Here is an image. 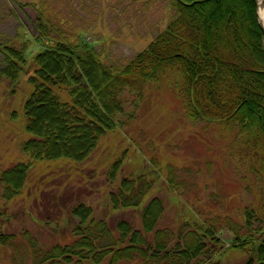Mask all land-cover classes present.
<instances>
[{"label": "trees", "instance_id": "trees-1", "mask_svg": "<svg viewBox=\"0 0 264 264\" xmlns=\"http://www.w3.org/2000/svg\"><path fill=\"white\" fill-rule=\"evenodd\" d=\"M30 6L36 12L34 36L18 33L0 43V85L27 82L30 89L16 108H0V140L8 130L14 144V149L3 145L8 156L0 159L4 207L23 195L41 164L66 160L79 166L89 159L105 136L123 128L116 115L122 110L120 98L163 82L191 119L229 127L240 137L259 198L244 212L243 223L223 222L234 236L232 247L245 239L242 246L251 248L248 264H264V38L256 0H171L175 13L165 30L125 63L84 42L88 27L70 0H36ZM120 163L109 169V181ZM154 178L158 173L124 177L108 195L112 211L143 207L142 231L127 221L111 226L105 218L97 220L80 203L63 222L59 216L46 219L54 224L50 232L69 231L71 242L43 248L30 241L32 264H206L201 256L217 255L221 240L208 237L213 249H206L197 231L183 235L182 228L172 244L171 233L156 229L162 202L143 206ZM168 179L172 191L180 186ZM8 223L6 208L0 207V246L24 258L23 242L5 232ZM57 226H64L61 233ZM196 226L203 224L191 228Z\"/></svg>", "mask_w": 264, "mask_h": 264}, {"label": "rangeland", "instance_id": "rangeland-1", "mask_svg": "<svg viewBox=\"0 0 264 264\" xmlns=\"http://www.w3.org/2000/svg\"><path fill=\"white\" fill-rule=\"evenodd\" d=\"M34 1L0 0V43L14 39L18 33L26 39L34 36L36 12L30 6ZM70 4L88 27L82 36L84 42L101 55L121 63L143 51L165 30L175 13L171 0H70ZM156 83L153 81L144 91L135 90L133 94L129 91L120 98L122 110L116 115L123 128L105 136L89 159L79 166L66 160L41 164L40 170L28 178L29 184L22 196L5 207L0 200V207L6 208L9 219L5 232L19 237L25 251V257L21 258L8 247L0 246V264H32L34 250L28 246L30 241L43 248L58 242L61 245L70 243L69 231L58 235L50 232L48 228L54 224L46 223V219L59 216L57 218L63 222L80 203L90 208L92 217L97 220L105 218L111 226L127 221L133 229L142 231L143 207L141 210L112 211L108 195L117 189L124 177L137 173L150 175L155 170L159 178L151 183L149 198L143 206L154 199L162 202L156 229L171 233L172 244L176 243L182 228L183 235H194L197 231L206 249H213V240L208 237L214 235L221 240L217 255L201 256L202 261L206 264H248L253 257L251 248L242 246L245 239L232 247L234 236L223 222L230 218L233 223H243L244 212L259 198V189L248 168L249 156L240 151V137L236 138L229 127L223 130L191 119L185 108L167 94L163 82ZM16 86L17 92L12 93ZM28 90L27 82L13 87L3 83L0 85V108L10 105L16 108L23 103ZM4 131L0 159L8 156L4 144L14 149L12 134ZM125 150L128 153H124ZM117 161L121 163L111 182L108 172ZM50 168L47 175H42ZM168 178L180 184L177 189L172 187L175 193L168 190ZM61 195H65L62 200L59 199ZM76 215L78 220L81 216ZM196 224L203 226L191 228ZM63 227L57 226L56 232L61 233Z\"/></svg>", "mask_w": 264, "mask_h": 264}, {"label": "bare ground", "instance_id": "bare-ground-1", "mask_svg": "<svg viewBox=\"0 0 264 264\" xmlns=\"http://www.w3.org/2000/svg\"><path fill=\"white\" fill-rule=\"evenodd\" d=\"M258 2V20L264 29V0H257Z\"/></svg>", "mask_w": 264, "mask_h": 264}, {"label": "water", "instance_id": "water-1", "mask_svg": "<svg viewBox=\"0 0 264 264\" xmlns=\"http://www.w3.org/2000/svg\"><path fill=\"white\" fill-rule=\"evenodd\" d=\"M259 25H260V28H261V30H262L263 37H264V29L262 28V26H261V24H260V23H259ZM263 49H264V45H263ZM168 190H170V188H168Z\"/></svg>", "mask_w": 264, "mask_h": 264}, {"label": "flooded vegetation", "instance_id": "flooded-vegetation-1", "mask_svg": "<svg viewBox=\"0 0 264 264\" xmlns=\"http://www.w3.org/2000/svg\"><path fill=\"white\" fill-rule=\"evenodd\" d=\"M137 210H139V209H137Z\"/></svg>", "mask_w": 264, "mask_h": 264}]
</instances>
